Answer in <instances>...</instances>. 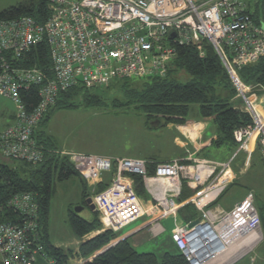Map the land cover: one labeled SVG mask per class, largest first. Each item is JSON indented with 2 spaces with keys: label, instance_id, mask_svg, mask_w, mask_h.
<instances>
[{
  "label": "built area",
  "instance_id": "2783aa9c",
  "mask_svg": "<svg viewBox=\"0 0 264 264\" xmlns=\"http://www.w3.org/2000/svg\"><path fill=\"white\" fill-rule=\"evenodd\" d=\"M47 8L48 17L41 24L29 16L0 19V52L11 51L18 60L45 42L52 71L47 79L36 67L1 61L0 96L10 99L16 112L13 123L0 129V156L33 165L42 162L43 152L33 134L60 92L74 86L102 88L132 77L165 78L177 47H195L202 56L206 41L235 88L236 108L251 121L233 130L237 147L228 160L191 157L188 151L185 157L163 162L98 154L66 156L92 188L102 229L121 230L142 216L157 222L171 218V240L188 264H234L249 255L263 237L253 194L247 193L229 210L215 204L234 179L230 165L240 152L246 155L245 168L255 149L264 163V98L238 75L242 67L264 56L263 0H47ZM32 86H38L40 100L28 112L19 90ZM105 175L108 184L95 193ZM134 176L141 178L147 200L136 194ZM184 185L193 193L179 202ZM187 203L198 217L183 222L178 211ZM7 206L17 222H0V263L31 264L38 239V203L34 194L20 193ZM198 243L203 247L200 252Z\"/></svg>",
  "mask_w": 264,
  "mask_h": 264
},
{
  "label": "trees",
  "instance_id": "16d2710c",
  "mask_svg": "<svg viewBox=\"0 0 264 264\" xmlns=\"http://www.w3.org/2000/svg\"><path fill=\"white\" fill-rule=\"evenodd\" d=\"M22 16H29L36 23H44L48 17L47 0L25 1L0 12V19L3 21L19 19ZM202 45V56H199L195 47H177V55L168 75L162 79L152 78L150 83L132 86L127 80H113L102 88L85 89L81 86H74L60 92L55 104L48 109L33 134L36 145L43 152L42 162L33 165L0 156L4 160H0V222L7 220L17 222V216L7 206L8 201L14 195L31 193L34 194L38 203V239L35 243L37 245L35 251L32 253L31 264H37L35 258L37 253L45 255L51 264H68L73 254L72 250L56 247L49 240L50 204L56 192L54 182L62 183L73 176L76 177L81 185L82 202H80V206L84 204V199L93 195L91 187L79 177L68 157L53 151L57 150L54 140L42 130L54 111L74 108L77 105L107 107L109 99L112 106H118L120 109L129 108L131 105L138 110L140 109L145 115L146 123H153L150 126L156 124L162 126L169 123L184 124L192 106L197 105V113L200 118L209 121L210 126L214 128V137L210 139L207 148L218 149L227 146L235 149L237 147L233 141L232 132L240 126L250 124V118L236 108L239 100L235 99V88L214 49L206 41ZM1 61L12 66L17 65V67H36L47 79L52 78L49 48L45 42L32 47L18 60L14 58L11 51L4 50L0 52V64ZM180 71L188 75L189 79L186 82H179L176 79ZM238 75L245 84L253 87V91L258 96L264 98V56L254 63L242 67L238 71ZM108 88H112L113 93L119 94V97L114 95L108 98L104 92ZM38 89V86H32L29 89L19 90L21 104L28 112H31L40 100ZM99 90L101 92H97ZM257 152L259 153V160L262 161L261 154L257 149L253 154ZM149 169L151 171L152 167ZM133 179L136 194L147 200L148 197L141 178L134 176ZM106 181L98 183L94 187V192L102 191L108 184ZM192 193L193 190L184 185L178 201H184ZM256 208L261 229L264 232V203L261 207L256 206ZM178 216L181 221L189 222L197 219L198 212L192 204L187 203L179 209ZM67 223L71 234L77 239H82L100 229V223L95 212H93L90 220H86L79 213H75L74 208L67 210ZM121 235L112 230L99 232L78 245L76 256L87 259L92 257L93 253L105 248L84 264H188L180 252H173L175 246H173L171 238V242H169L171 248L163 252L158 258L154 252H137L131 244V236L110 245ZM29 256H31V252Z\"/></svg>",
  "mask_w": 264,
  "mask_h": 264
},
{
  "label": "rangeland",
  "instance_id": "374dc122",
  "mask_svg": "<svg viewBox=\"0 0 264 264\" xmlns=\"http://www.w3.org/2000/svg\"><path fill=\"white\" fill-rule=\"evenodd\" d=\"M25 1L30 0H0V12ZM176 79L179 82H186L189 77L183 71H180ZM126 80L132 86H140L145 83H150L152 78L140 79L132 77ZM97 92H101V90ZM104 92L108 95V98L114 95L115 97H119V94L113 93L112 88L105 89ZM192 108L196 109L197 105H193ZM15 112L16 108L13 102L8 98L0 96V129L13 123ZM191 115L189 119H192ZM49 117L48 122L42 127V130L52 136L57 148L59 147L64 150L110 157L147 158V160L154 159V161L179 157L185 150L175 143V137H179L180 139L182 137L178 134L172 123L162 126L156 124L152 126L158 127H152L150 124L153 123H146L145 115L140 109L138 110L132 105L129 108L120 109L118 106H112L109 99L107 107L77 105L74 108L56 110ZM9 122L11 123L9 124ZM6 123L7 125L4 126ZM211 132L212 134L214 133L211 129L204 133L210 138ZM186 147L188 152L193 150L189 145ZM234 151L236 149L227 146L218 149L210 147L207 152V157H210L212 160H228L235 153ZM258 154V152L251 154L246 168L242 163L234 171V162L231 163L230 167L235 176L231 183L232 185L228 187L223 196L215 204L217 207L223 210H229L233 205L243 200L247 193L253 194L255 205L258 208L263 205L264 164L259 160ZM245 157L246 155L240 152L234 161L241 162ZM0 160L4 161L1 158ZM240 167L242 168L240 169ZM106 177L108 178V176ZM54 183L56 192L50 204L49 238L54 246H62L65 250H72L73 254L69 262L76 261L77 256L75 251L80 241L94 236L97 234V231L84 236L82 239H77L71 234L67 223V210L75 206H80V202H82L81 185L74 176L62 183L57 181ZM89 197L92 198V196ZM93 212L97 214L100 223V229L98 231H106L102 229L100 217L96 211H91L88 207H84L79 212V215L86 220H90ZM144 218L147 219L144 216L124 226L121 230L113 231L122 234L113 242L139 226ZM154 223L155 227H158L156 225L157 222ZM161 226L164 228V232L159 235H153L156 231L147 227L137 236L131 238L130 241L135 250L139 253L154 252L158 258H160L163 252L168 251L171 248V245H169V242H171L169 240V234L173 228V220L171 218L161 220ZM262 235V240L257 244L256 251L253 250L249 255L242 257L234 264H264V232H262ZM98 252L93 253L92 257L83 259L80 262L84 264L86 261H90ZM173 252H179L176 246ZM254 252L259 254V257L254 263H251L249 259ZM35 258L37 264H51L49 259L41 253H37Z\"/></svg>",
  "mask_w": 264,
  "mask_h": 264
},
{
  "label": "crops",
  "instance_id": "0c3cea01",
  "mask_svg": "<svg viewBox=\"0 0 264 264\" xmlns=\"http://www.w3.org/2000/svg\"><path fill=\"white\" fill-rule=\"evenodd\" d=\"M190 114H192V119H189L190 117ZM189 116L187 117V120L184 124H173L175 126V129L176 131L178 132V134L182 137V139H180L179 137H175L174 140H175V143L176 145H178L179 147L181 148H184L185 150L183 151V153L181 155H179V157H185L187 155V147L189 145L190 148H192L193 150H191V152H188L189 155H191V157H198V158H208L207 157V152H208V149H210L209 147L207 148V146H209V142H210V139L214 137V133L212 134L211 132V137H207V135L204 133L206 132L207 130H210L211 131L213 130L214 131V128L213 127H210V123L209 121L207 120H202L200 118V116L198 115L197 113V108L194 109L192 108L191 112H190ZM50 118V117H49ZM12 122V121H11ZM9 122V124L11 123ZM48 122V120H47ZM46 122V123H47ZM45 123V125H46ZM7 123L4 125L6 126ZM44 125V126H45ZM47 134V133H46ZM51 136V135H49ZM52 137V136H51ZM53 139V138H52ZM54 140V139H53ZM55 144V143H54ZM57 150H53L54 152L56 151L60 153V155H66L68 153H73V154H87V153H80V152H74V151H69V150H64V149H60L59 147L56 148ZM106 156V155H104ZM110 157V156H108ZM135 158V157H133ZM176 158V157H174ZM145 159V158H143ZM210 159V157L208 158ZM147 160V158L145 159ZM149 160V159H148ZM150 160H153L154 159H150ZM171 159H167V160H161V161H156V162H163V161H169ZM216 160V159H215ZM218 161H223V160H218ZM243 163L244 165V158H243V161H239V162H235L234 161V166H233V170H237V168H239L238 166L241 165ZM244 167V166H243ZM242 167H240L241 169ZM103 179L106 181L107 180V177L106 175L103 177ZM107 182V181H106ZM87 184V183H86ZM89 186V185H88ZM90 187V186H89ZM92 189V188H91ZM191 189V188H190ZM192 190V189H191ZM186 200V199H185ZM144 217V216H142ZM140 217V218H142ZM147 217V216H145ZM139 219V218H138ZM147 217L144 218V220L141 222V224L139 226H137L136 228H134L132 231L124 234L121 238H123L124 236H131V238H134L135 236H137L139 233H141L145 228L147 227H150V229H152L153 231L155 230L156 232L153 234V235H159L161 233L164 232V228L161 226V220H167L169 218H165V219H161L160 221H151V219H149ZM134 222V221H133ZM154 222H157L156 225H158V227H155V223ZM154 223V225H153ZM152 226V227H151ZM99 231H97L96 233H98ZM171 236V231H170V234H169V240H170V237ZM119 238V239H121ZM50 240V238H49ZM83 240L80 241V243H82ZM172 241V240H171ZM51 242V240H50ZM52 243V242H51ZM79 243V244H80ZM114 243V242H113ZM112 243V244H113ZM53 245V244H52ZM111 245V244H110ZM56 247H59V248H62L64 249L62 246H56ZM78 249V247H77ZM256 251V247L254 249ZM101 251V250H100ZM77 252V250L75 251ZM259 257V254H256V252H254L253 255L250 256V262L252 263L251 260H253V263L257 260V258Z\"/></svg>",
  "mask_w": 264,
  "mask_h": 264
},
{
  "label": "water",
  "instance_id": "95a60500",
  "mask_svg": "<svg viewBox=\"0 0 264 264\" xmlns=\"http://www.w3.org/2000/svg\"><path fill=\"white\" fill-rule=\"evenodd\" d=\"M143 33V32H142ZM85 202H86V204L88 205V208L91 210V211H95V206H94V204L92 203V199L91 198H87L86 200H85ZM82 209H83V207L82 206H75L74 207V212L75 213H79L80 211H82ZM126 237H129V235H127V236H124L123 238H121V239H118L117 241H115L113 244H111V245H114L115 243H117L118 241H120V240H123V239H125ZM105 249V248H104ZM103 249V250H104ZM103 250H101V251H99L98 252V254L99 253H101ZM97 254V255H98ZM95 257V256H94Z\"/></svg>",
  "mask_w": 264,
  "mask_h": 264
},
{
  "label": "bare ground",
  "instance_id": "6f19581e",
  "mask_svg": "<svg viewBox=\"0 0 264 264\" xmlns=\"http://www.w3.org/2000/svg\"><path fill=\"white\" fill-rule=\"evenodd\" d=\"M251 142H252V141H251ZM199 244H200V243H198V244L196 245V247H197L196 250H197L198 252H200V251L203 249V247H200ZM194 255H195V254H194Z\"/></svg>",
  "mask_w": 264,
  "mask_h": 264
},
{
  "label": "flooded vegetation",
  "instance_id": "af4514ba",
  "mask_svg": "<svg viewBox=\"0 0 264 264\" xmlns=\"http://www.w3.org/2000/svg\"><path fill=\"white\" fill-rule=\"evenodd\" d=\"M87 198H90V197H87ZM87 198H86V199H87ZM86 199H84V201H83V202H84V204L82 205V206H83V209H84V207H88V205H87L86 202H85ZM83 209H82V210H83Z\"/></svg>",
  "mask_w": 264,
  "mask_h": 264
}]
</instances>
